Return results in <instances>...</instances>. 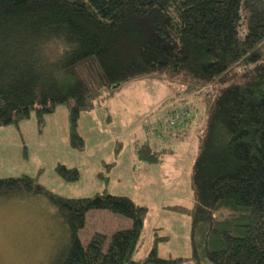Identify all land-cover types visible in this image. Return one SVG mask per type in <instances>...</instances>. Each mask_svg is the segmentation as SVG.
<instances>
[{"label": "trees", "instance_id": "16d2710c", "mask_svg": "<svg viewBox=\"0 0 264 264\" xmlns=\"http://www.w3.org/2000/svg\"><path fill=\"white\" fill-rule=\"evenodd\" d=\"M166 77L201 110L193 207L176 210L191 218L194 246L200 227L202 258H159L168 238L155 235L136 260L147 209L127 197L62 198L29 176L0 178V199L48 195L67 226L54 264H264V0H0V127L34 113L41 129L63 106L71 146L82 150V113L128 82ZM213 85L217 92L204 99L200 93ZM187 105L184 126L162 130L185 136L197 112V104ZM161 156L137 147L145 164ZM56 171L66 182L79 180L74 168ZM94 210L124 217L130 227L83 243L78 233Z\"/></svg>", "mask_w": 264, "mask_h": 264}, {"label": "rangeland", "instance_id": "374dc122", "mask_svg": "<svg viewBox=\"0 0 264 264\" xmlns=\"http://www.w3.org/2000/svg\"><path fill=\"white\" fill-rule=\"evenodd\" d=\"M166 78L128 82L93 111L82 113L77 127L82 150L71 146L68 110L63 106L45 117L41 129L34 113L18 125L0 127V178L29 176L47 193L62 198H88L98 193L127 197L147 209L136 260L147 255L155 235L168 238L158 245L159 258H191L197 253L201 259L200 227L195 230L194 246L191 218L176 210L193 207L191 170L199 135L189 131L179 143L170 138L166 125L153 128L171 110L190 102L180 99L183 87L176 78ZM216 87L200 94L205 99L217 92ZM193 103L199 119L197 99ZM134 143L165 152L164 162L150 168H144L149 166L141 161L133 162ZM59 165L76 169L79 180L64 181L56 171ZM130 224L124 217L94 210L87 214L78 237L86 243L96 232L111 235ZM66 231L48 195L0 199V264H54L67 244Z\"/></svg>", "mask_w": 264, "mask_h": 264}, {"label": "crops", "instance_id": "0c3cea01", "mask_svg": "<svg viewBox=\"0 0 264 264\" xmlns=\"http://www.w3.org/2000/svg\"><path fill=\"white\" fill-rule=\"evenodd\" d=\"M182 94H181V100H189L190 102V104H194V106H195V103H193V101L194 100H196L195 98H194V96L193 95H191V96H186L185 94H184V92L182 91L181 92ZM113 97V96H112ZM185 103V102H184ZM182 106V105H181ZM176 109V108H175ZM159 118V117H158ZM162 120V119H161ZM160 120V121H161ZM159 121V122H160ZM158 122V123H159ZM197 121H196V118H193L192 119V122H191V124H190V127H189V130H188V132L189 131H193V133L194 134H197L196 133V131H194L195 130V128L197 127ZM151 127H153L152 125H150ZM153 128H158V126H157V124H154V127ZM157 134H159V135H163V134H160V133H158V131L156 130L155 131ZM161 132V131H160ZM188 132L186 133V135L185 136H183V135H181V134H179V133H177V132H171L170 133V138L171 139H173V138H175L176 140V142H179V143H182V142H184V138L187 136V134H188ZM135 144V143H134ZM137 147H139V145L138 144H135L134 145V149H133V153H134V156H135V158L133 159V162H136V161H139V159H138V157H137ZM153 152H155V151H153ZM157 153H161V158H160V162H158V164L160 165V164H162L163 162H164V155H165V152L163 153L162 151H156ZM143 163V162H142ZM148 165V164H147ZM114 166H115V164H114ZM149 167H144V168H150L152 165H148ZM111 167V166H110ZM132 167H135L136 168V165L134 164ZM140 206V205H139ZM143 207V206H142Z\"/></svg>", "mask_w": 264, "mask_h": 264}, {"label": "built area", "instance_id": "2783aa9c", "mask_svg": "<svg viewBox=\"0 0 264 264\" xmlns=\"http://www.w3.org/2000/svg\"><path fill=\"white\" fill-rule=\"evenodd\" d=\"M190 110V105H187V107L174 109L171 115H167L164 117L163 121L158 123V128L162 127L163 125H166L168 128H175L177 126L183 127L188 116L190 115Z\"/></svg>", "mask_w": 264, "mask_h": 264}]
</instances>
